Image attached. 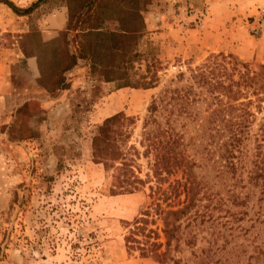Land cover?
Wrapping results in <instances>:
<instances>
[{
  "label": "rangeland",
  "instance_id": "1",
  "mask_svg": "<svg viewBox=\"0 0 264 264\" xmlns=\"http://www.w3.org/2000/svg\"><path fill=\"white\" fill-rule=\"evenodd\" d=\"M34 1L0 0V264H158L127 251L123 240L128 222L149 200L147 189L111 193L110 172L92 160L91 137L105 117L121 111L135 119L130 142L138 139L149 101L165 86L181 85L175 76L210 53H231L252 69L264 63V30H251L264 0H150L135 45L140 55L127 71L136 78L134 72L144 73L156 58L154 87L116 88L83 56L63 72L62 88L50 93L38 84L39 74L56 71L51 64L61 44L48 43L64 26L45 36L56 30L50 15L58 22L66 7L62 0H42L27 13L18 11ZM115 26L107 20L102 29ZM67 38L75 53L72 36ZM261 107L248 153L261 142L254 139L264 123V100ZM138 163L144 171V160ZM255 182L247 214L211 216L216 223L200 227L193 244L180 241L172 257L181 264H264L263 176Z\"/></svg>",
  "mask_w": 264,
  "mask_h": 264
},
{
  "label": "trees",
  "instance_id": "2",
  "mask_svg": "<svg viewBox=\"0 0 264 264\" xmlns=\"http://www.w3.org/2000/svg\"><path fill=\"white\" fill-rule=\"evenodd\" d=\"M41 1L18 11L27 13ZM62 1L64 28L48 43L61 44L51 64L56 71L39 74L38 84L45 91L62 88L63 72L83 56L116 88L157 84L156 58L144 73L134 72L136 78L127 71L140 55L135 45L145 30L142 12L150 0ZM107 20H113L115 28L102 29ZM68 35L76 44L75 53L68 49ZM174 80L183 83L165 86L149 101L138 139L130 142L135 119L121 111L105 117L91 137L92 160L110 172L111 193L147 189L149 200L140 216L128 222L123 240L127 251L158 264H181L171 252L180 241L193 244L199 230L216 223L211 216L247 214L252 187L258 177L264 178V123L254 139L261 142L248 153L250 128L264 100V63L252 69L231 53H210L199 64L186 66ZM139 159L144 160V171ZM258 200L264 208V196ZM227 203L243 209L230 211ZM151 222L153 228L148 226Z\"/></svg>",
  "mask_w": 264,
  "mask_h": 264
},
{
  "label": "built area",
  "instance_id": "3",
  "mask_svg": "<svg viewBox=\"0 0 264 264\" xmlns=\"http://www.w3.org/2000/svg\"><path fill=\"white\" fill-rule=\"evenodd\" d=\"M251 30L255 34H259L264 30V6L259 7L252 20Z\"/></svg>",
  "mask_w": 264,
  "mask_h": 264
},
{
  "label": "crops",
  "instance_id": "4",
  "mask_svg": "<svg viewBox=\"0 0 264 264\" xmlns=\"http://www.w3.org/2000/svg\"><path fill=\"white\" fill-rule=\"evenodd\" d=\"M50 27H54V29H56L55 31L53 29H51V31H46L48 34L47 36H45V38H50L52 37L53 33L56 32L57 30L61 29L66 21V17L64 18V16L61 15L60 20L58 22H56V15L55 14H51L50 15ZM52 21H54L55 23H53ZM57 23V24H56ZM53 30V31H52ZM47 92V91H46Z\"/></svg>",
  "mask_w": 264,
  "mask_h": 264
}]
</instances>
